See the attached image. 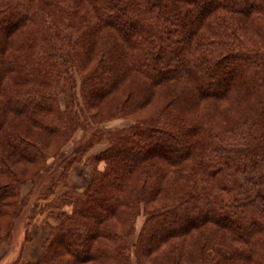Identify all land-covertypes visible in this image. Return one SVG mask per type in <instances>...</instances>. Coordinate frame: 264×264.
I'll return each mask as SVG.
<instances>
[{
    "label": "trees",
    "instance_id": "obj_1",
    "mask_svg": "<svg viewBox=\"0 0 264 264\" xmlns=\"http://www.w3.org/2000/svg\"><path fill=\"white\" fill-rule=\"evenodd\" d=\"M74 23L88 52L100 42L113 48L104 49V56L117 65L101 63L88 74L91 96L108 93L130 71L147 81L139 97L168 83L180 90L170 103L173 109L110 134L111 146L103 153L106 167L86 192L74 190L45 203L48 216L62 210L59 222L49 225L54 236L39 260L26 264H82L98 258L102 264H131L126 256L120 261L119 243L115 252L106 253L94 240L105 236L116 244L119 235L101 226L127 201L115 190L137 168L158 161L185 173L192 186L176 203L150 213L137 242L141 251L153 244L152 237L155 248L210 223L216 232L206 233V240L219 233L232 252H217L210 264H264V0H0V128L4 111L24 115L51 133L72 125L74 117L42 88L60 77L56 64L65 56L57 43L72 41ZM217 101L240 106L233 121L204 109L206 103L216 110ZM7 136L0 141L1 161L4 142L11 155L38 158L37 143L26 135ZM11 168L0 167V205L13 195L4 177ZM169 171H157L158 179ZM68 205L70 212L63 208Z\"/></svg>",
    "mask_w": 264,
    "mask_h": 264
},
{
    "label": "rangeland",
    "instance_id": "obj_2",
    "mask_svg": "<svg viewBox=\"0 0 264 264\" xmlns=\"http://www.w3.org/2000/svg\"><path fill=\"white\" fill-rule=\"evenodd\" d=\"M72 28L68 35L72 41L66 45L57 43L58 51L61 54L63 51L65 56L56 64L58 70H61L60 77L50 86L42 88L50 92L61 110L74 117L72 125L64 127L60 132L51 133L24 115L13 111L3 113L6 120L0 128V141H4L9 134L26 135L37 143L40 154L37 159L27 161L16 153L11 155L13 151L10 147L5 142L2 143V161L5 162L4 157L8 161L4 164L0 159V167L12 166V174L8 171L4 177L10 181L13 195L2 200L0 205V249H6L10 243L13 246L17 242L19 244L20 236L23 232L25 235L30 234L31 224L35 221L57 226L58 214L62 210H54V213L51 211L52 214L48 216V209H43L45 203L74 190L86 192L97 173L106 167L103 153L111 146L110 134L116 129L136 125L150 117L157 118L164 109H173L170 103L180 90L179 86L168 83L150 87L153 90L150 96L139 97L138 90L142 84L148 86L147 81L130 71L108 93L99 97L91 96L86 88L87 76L101 63L110 67L114 65L115 61L111 57L104 56V49L111 52L113 48H104L98 42L88 52V45L81 43L82 31L79 26L74 23ZM119 44L124 50H128L122 41ZM110 74L112 73L109 76ZM3 101L4 98L0 95V109ZM215 103L216 110L212 109V105L207 107L206 103L203 107L210 108V112L220 119L234 120L240 106L226 101ZM52 115V112L48 114ZM94 133L97 135H93ZM132 149L138 150L139 146H132ZM59 161H62L60 165ZM143 168L145 171H142ZM160 169L170 171L158 179L157 171ZM176 170V167L158 161L153 166L142 165L126 176L124 185L120 190H115V193L127 201L119 207L120 212L109 216L101 224L119 235V240L115 244L111 238L98 236L94 245L107 253L115 252L114 246L119 243L120 261L122 256H126L131 264H210V260L214 261L219 256L217 252L231 254L230 249L224 247L226 240L220 239L219 233L209 241L206 240V233L216 232L213 231L214 225L210 223L189 229L187 233H178L155 248L156 238L153 237L150 239L153 246L146 244L143 251L137 247L139 237L144 235L143 229L150 213L176 203L191 189V183L183 177L185 173L175 172ZM53 189L54 193L47 197V192ZM63 208L69 212L72 210L71 205ZM185 226L186 224L183 227ZM53 236L50 228L48 240H52ZM54 245L57 249V242ZM65 257L72 256L66 254ZM101 262L102 258H98L89 259L82 264H102Z\"/></svg>",
    "mask_w": 264,
    "mask_h": 264
},
{
    "label": "crops",
    "instance_id": "obj_3",
    "mask_svg": "<svg viewBox=\"0 0 264 264\" xmlns=\"http://www.w3.org/2000/svg\"><path fill=\"white\" fill-rule=\"evenodd\" d=\"M31 238L26 239V235L20 236L19 244L7 246L0 249V264H26L35 263L41 257L44 244H46L50 228L44 222H33L31 224Z\"/></svg>",
    "mask_w": 264,
    "mask_h": 264
}]
</instances>
